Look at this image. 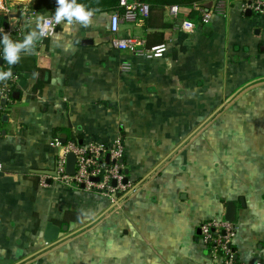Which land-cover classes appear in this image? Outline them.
<instances>
[{
    "label": "crops",
    "instance_id": "1",
    "mask_svg": "<svg viewBox=\"0 0 264 264\" xmlns=\"http://www.w3.org/2000/svg\"><path fill=\"white\" fill-rule=\"evenodd\" d=\"M169 5L150 22L119 26L148 46L170 42L158 59L112 48L113 11L94 12L86 27L61 22L21 54L37 68L20 73L0 110V264H209L197 224L224 217L228 203L237 258L264 264V29L233 0L184 35ZM0 16L3 26L24 24ZM115 137L132 190L118 207L52 180L67 142ZM49 221L66 227L50 246Z\"/></svg>",
    "mask_w": 264,
    "mask_h": 264
},
{
    "label": "built area",
    "instance_id": "2",
    "mask_svg": "<svg viewBox=\"0 0 264 264\" xmlns=\"http://www.w3.org/2000/svg\"><path fill=\"white\" fill-rule=\"evenodd\" d=\"M233 0H211L207 5L194 4L197 17L190 18L183 14L182 6L169 5L166 14L175 24V29L181 34H191L199 23L207 22L212 15H225L229 4ZM243 11H250L252 18L258 26L264 29V0H239ZM189 11V12H190ZM188 12V13H189ZM149 13V5L140 0H118L115 9L109 18L108 32L110 44L116 51L128 56H140L146 60L158 59L172 47L170 42L148 46L145 37L134 33L120 35V24L140 26ZM0 14L21 16L24 24H0V33H7L12 37H21L25 34L29 22L34 21L37 32L43 34L38 42L51 38L57 31L61 22H56L54 15L41 14L38 19L34 12H29L26 6L14 7L13 4L0 0ZM33 19V20H32ZM1 59V58H0ZM129 59L120 62V70L128 72L131 67ZM0 70H5L0 67ZM20 74L12 73L7 81H0V110H4L11 101L12 88ZM75 156L74 174H66V156L68 153ZM108 155V162H105ZM124 148L120 138L115 137L107 145L88 142L79 144L69 141L64 146V154L56 163V171L52 180L69 188L84 189L97 192L107 197L112 206L118 207L124 197L131 190L130 185L124 182L123 160ZM97 178V180H94ZM199 240L207 251L209 264H249L239 260L233 248L237 226L233 221L226 220L223 216L202 220L197 224ZM258 264V263H254Z\"/></svg>",
    "mask_w": 264,
    "mask_h": 264
},
{
    "label": "clouds",
    "instance_id": "3",
    "mask_svg": "<svg viewBox=\"0 0 264 264\" xmlns=\"http://www.w3.org/2000/svg\"><path fill=\"white\" fill-rule=\"evenodd\" d=\"M94 10L88 8L80 0H56L54 19L56 22H64L69 28L78 24L88 26L92 22ZM42 32L30 31L22 40H14L7 33H0V58L9 66L15 65L21 59V54H30L35 42L42 35ZM10 70H0V81H7L11 78Z\"/></svg>",
    "mask_w": 264,
    "mask_h": 264
},
{
    "label": "trees",
    "instance_id": "4",
    "mask_svg": "<svg viewBox=\"0 0 264 264\" xmlns=\"http://www.w3.org/2000/svg\"><path fill=\"white\" fill-rule=\"evenodd\" d=\"M140 1H143L149 5V13L144 21L150 22V20L153 17H157V13L161 9V7L165 4L186 5V6L197 4V5L205 6L211 0H140ZM80 2L84 3L88 8L93 9L94 12L114 11L115 9H117L118 6V0H80ZM26 7L29 10V12H34L37 14L54 15L56 0H30V2H28ZM3 22H4L3 17L0 16V24L2 25ZM27 32L28 31L26 30L25 34ZM24 35L21 37L14 36L12 37V39L22 40ZM1 66L5 70H10L14 74L34 71L37 68L35 65V60L29 57H21L19 62L12 66H9L7 62L1 58Z\"/></svg>",
    "mask_w": 264,
    "mask_h": 264
},
{
    "label": "water",
    "instance_id": "5",
    "mask_svg": "<svg viewBox=\"0 0 264 264\" xmlns=\"http://www.w3.org/2000/svg\"><path fill=\"white\" fill-rule=\"evenodd\" d=\"M248 14H250V12H248ZM0 62H1V60H0ZM105 162H108V155H106ZM74 164H75V156L73 153L70 152L66 156V170H65L66 174H68V175L74 174ZM125 173H127L126 170H125ZM94 180H97V178H94ZM123 181L126 182L127 178L125 177L123 179ZM224 218L228 221H233V219H234V206L232 205V203L227 204ZM65 230H66L65 226H63L62 230H61L58 226H56L52 222H50V221L47 222L45 224V228L43 231L44 242L50 246L58 238H61L63 236V232Z\"/></svg>",
    "mask_w": 264,
    "mask_h": 264
},
{
    "label": "rangeland",
    "instance_id": "6",
    "mask_svg": "<svg viewBox=\"0 0 264 264\" xmlns=\"http://www.w3.org/2000/svg\"><path fill=\"white\" fill-rule=\"evenodd\" d=\"M5 3L9 4L10 2L5 0ZM19 3H20V2H19ZM19 6H21V4H19ZM16 7H18V6H15V8H16Z\"/></svg>",
    "mask_w": 264,
    "mask_h": 264
}]
</instances>
